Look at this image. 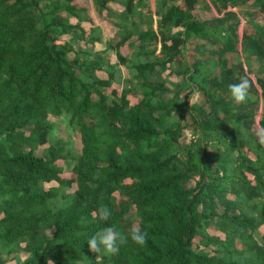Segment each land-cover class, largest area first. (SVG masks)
<instances>
[{"label":"trees","instance_id":"trees-1","mask_svg":"<svg viewBox=\"0 0 264 264\" xmlns=\"http://www.w3.org/2000/svg\"><path fill=\"white\" fill-rule=\"evenodd\" d=\"M166 1L157 26L141 29L146 0H0V264H264V135L241 134L253 110L238 112L228 97L243 64L200 79L205 103L191 124L201 140L173 154L182 130L167 122L177 94L161 96L199 73L174 68L188 43L213 39L237 54L233 9L256 13L262 25L241 42L263 62L264 0H214L222 24L199 21L198 0ZM90 9L113 29L101 51ZM126 48L140 54L132 68ZM119 67L131 78L117 81ZM256 85L264 102V70ZM49 117L78 134L77 155L53 141ZM258 124L264 130V109ZM128 209L145 243L95 258L85 240L106 224L127 235Z\"/></svg>","mask_w":264,"mask_h":264},{"label":"rangeland","instance_id":"rangeland-1","mask_svg":"<svg viewBox=\"0 0 264 264\" xmlns=\"http://www.w3.org/2000/svg\"><path fill=\"white\" fill-rule=\"evenodd\" d=\"M146 1L148 2L149 6L145 7L142 10V13L144 14L145 18L141 20L143 23L141 29H145L148 26H152L153 28H155L158 24V19L156 17L155 12L164 11L165 9H167L168 4L166 0ZM117 7L118 6H115L113 4L109 5V8L115 13H117V9H120V7ZM232 11L236 13V19L239 21L236 33V39L238 40L236 45L238 50L237 54H231L230 56L225 55L224 53H222V48L220 44H218L213 39H205L200 42L194 41L195 43H188L184 47L179 58L175 61L174 68L184 71V67H187L191 71L193 67H197L199 68V73L196 75V78L193 79V81L188 80V78L182 80L179 79L178 83L174 86L166 85L167 88H165L164 91L161 93V96L167 99H172L173 95L175 93L177 94L172 104V111L170 115L171 119L168 120L167 123L168 129H181L182 136L179 140V143H173L170 145L169 151L171 152V154H173L174 152H179L183 149V147L190 146L193 142L201 140L199 132L196 129L192 128L191 124L196 114L194 107H197V103L199 105L203 103L204 96L203 93L200 91L201 88L198 86V84H200V79L204 78L205 76H218L220 73V64H227L229 68H234L236 66L237 60L242 63H245V61L248 60L251 63L249 68L245 66L247 70H243L241 74L242 77L248 79L249 85L254 89L253 94L248 95L246 100L240 103L241 108L238 112L243 113L244 111L246 112L253 110L254 116L251 119L242 122L240 132L242 134L246 131L248 133H251L252 135H255L259 139V135H264V130H262L258 126V121L264 109V102L259 96V90L255 83V80L257 78V76L255 75L258 73V70L260 68L256 64H254L257 62H255L252 58L245 56V54L243 53L244 46L241 42V38L244 33L248 35H253L254 26L262 24L256 20L255 14L252 13V11H247L241 14L238 13V9ZM90 14L93 23L102 31L101 42L97 44L98 49L101 51L105 47L104 41L108 39V35L112 34L113 29L108 26L107 20L105 18L98 17L93 9H90ZM223 14L224 12L219 13L214 0H198V3L194 10V15L197 17V19L205 24L226 23L224 22L225 17ZM68 39L69 37L65 36L63 40L66 42L68 41ZM71 49L72 53L69 55L70 59H72L74 57V53H77L78 51V48L75 46H71ZM128 59V67L132 68V65L137 64V61L140 60L139 51H136V49H130L128 51ZM125 70L126 69L123 67H119L118 69H116L117 81L120 82L122 80L131 78V74H129V72ZM136 94L140 96L138 92H136ZM48 119L54 125V129L52 131L53 141L56 140L62 142L67 151H70L73 154L77 155L80 150L78 134H74L71 129L59 119H55L52 117H49ZM263 139H260L262 141V144H264ZM35 154L40 155L39 151H37ZM61 163L62 162H59V164ZM63 171L64 172L62 174V177L69 178L70 173L66 166H63ZM55 185L56 184L53 183L45 185V187L49 188ZM188 186H193V181L190 182ZM114 197L115 202L118 205H122L124 202H126V199L123 195L115 193ZM136 219L137 218L135 213L131 209H128L127 213L125 214L126 223H130L129 226L133 228L137 227ZM51 232L52 231H47L46 235H51ZM256 237L258 238V240H260V233L259 235L257 234ZM203 251L208 252L209 250L204 249ZM20 257L21 259H24L26 257V254L21 253Z\"/></svg>","mask_w":264,"mask_h":264},{"label":"clouds","instance_id":"clouds-1","mask_svg":"<svg viewBox=\"0 0 264 264\" xmlns=\"http://www.w3.org/2000/svg\"><path fill=\"white\" fill-rule=\"evenodd\" d=\"M228 97L234 104H240L246 100L249 94V81L240 77L237 82L228 84ZM110 210L107 207H101L98 210V219L108 221ZM146 233L139 228H132L127 235L122 234L114 224H106L100 230L93 233L87 238L86 244L90 252L97 255L108 256L115 255L119 252L120 247L129 241L136 245L145 243Z\"/></svg>","mask_w":264,"mask_h":264},{"label":"crops","instance_id":"crops-1","mask_svg":"<svg viewBox=\"0 0 264 264\" xmlns=\"http://www.w3.org/2000/svg\"><path fill=\"white\" fill-rule=\"evenodd\" d=\"M233 10H235V9H233ZM248 11H251V10H248ZM239 13V12H238ZM252 13H254L255 14V17H256V13L254 12V11H252ZM243 15V14H242ZM255 31L253 30V33H254ZM109 36H111V35H108V37ZM98 45H96V50H99L98 49V47H97ZM237 48V47H236ZM100 51V50H99ZM128 49L126 48V49H124L123 50V53H124V55H128ZM237 52H238V50H237ZM228 56H230V55H228ZM246 57H247V55H245ZM250 58H252L255 62H257V63H254V64H256L260 69L258 70V73L255 75V76H259V74L264 70V61L263 62H259V61H257L255 58H253V57H251L250 56ZM242 63V62H241ZM243 64V69H244V71L245 70H247L246 69V67L245 66H247L248 68L250 67V62L248 61V62H246V65H245V63H242ZM255 83H256V80H255ZM257 86V85H256ZM257 88H258V90H259V96H260V94H261V91H260V89H259V87L257 86ZM261 98V97H260ZM205 103V97H203V103L202 104H204ZM202 104H200V105H202ZM197 105H199L198 103H197ZM259 122V121H258ZM258 126H259V124H258ZM260 127V126H259ZM260 136H262V135H260ZM264 140V139H263ZM264 145V144H263ZM261 232H263L261 229H260V235H261Z\"/></svg>","mask_w":264,"mask_h":264}]
</instances>
